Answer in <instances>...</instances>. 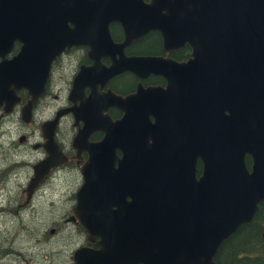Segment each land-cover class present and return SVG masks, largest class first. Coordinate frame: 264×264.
Listing matches in <instances>:
<instances>
[{"label": "water", "instance_id": "water-1", "mask_svg": "<svg viewBox=\"0 0 264 264\" xmlns=\"http://www.w3.org/2000/svg\"><path fill=\"white\" fill-rule=\"evenodd\" d=\"M111 23L123 28L121 45L112 43ZM149 31L161 33L165 50L188 44L192 55L186 63L121 59L110 68V76L138 74L145 63L168 86L114 98L125 116L105 120L103 139L90 146L84 204L72 217L101 247L76 251L75 264H215L219 247L264 206V0H0V107L10 112L20 89L41 94L65 49L121 54ZM15 42L20 52L6 59ZM117 150L124 179L120 189L113 179L112 190ZM54 166L44 162L29 188Z\"/></svg>", "mask_w": 264, "mask_h": 264}, {"label": "flooded vegetation", "instance_id": "flooded-vegetation-1", "mask_svg": "<svg viewBox=\"0 0 264 264\" xmlns=\"http://www.w3.org/2000/svg\"><path fill=\"white\" fill-rule=\"evenodd\" d=\"M109 33L114 45H121L125 41V33L119 23H111ZM164 47L162 35L158 31H149L140 39L131 42L122 49L121 54L115 50L102 51L87 45L72 46L50 63L41 94L34 97L27 90L20 89L15 92L18 101L13 104L10 112L4 110V105L0 107V124L10 122V118L14 117V128L19 131L17 139H13L10 146L15 153L18 151L27 156L26 160L15 161L9 167L12 171L24 168L28 170L26 204L32 207L34 198L43 195L47 186L55 184L65 174L73 178L66 191L58 193L57 201L61 202L58 206L63 211L59 213L62 221H56L46 226L37 236H32L36 246L41 248V251H36L35 256L42 257V261L31 259L18 261L17 264H75L76 251L100 249L101 238L92 235L88 239L89 234L72 218L73 210L79 204H84L80 203L78 196L84 184L83 171L92 158L90 146L103 139L105 133L101 127L105 120L115 123L124 118L126 112L115 104L114 98L126 100L137 95L138 91L166 89L168 86L167 78L160 72H147L150 66L145 63L137 65L138 74L124 70L110 76L109 70L121 59L150 57L186 63L191 58L192 49L188 44L170 50H165ZM20 48L21 44L15 42L6 59L17 56ZM134 101L130 102V107ZM135 106L133 104L132 108ZM147 109L149 110V106L144 107L143 112ZM149 120L151 123L155 122L152 115H149ZM5 132L4 130L2 133ZM50 139L54 143L51 144ZM115 155L114 169L108 176L112 190L116 181L113 179H117L119 183L117 189H120V183L124 179L120 177L118 168L123 153L117 150ZM48 160L55 166L49 169L36 186L29 188V185L38 181L37 175L41 174L43 163ZM202 167V162L198 159L196 178L202 175ZM111 194L112 197L119 195L114 192ZM52 205L55 208L54 202ZM96 205L95 202L91 210L94 206L97 209ZM112 209L118 207L113 206ZM59 236L65 241L68 238L69 246L59 248L58 252L50 255L47 246L49 244L51 248L52 239ZM15 254L25 259L23 254Z\"/></svg>", "mask_w": 264, "mask_h": 264}, {"label": "rangeland", "instance_id": "rangeland-1", "mask_svg": "<svg viewBox=\"0 0 264 264\" xmlns=\"http://www.w3.org/2000/svg\"><path fill=\"white\" fill-rule=\"evenodd\" d=\"M9 121L0 124V264H17L18 261L31 259L42 261V257L35 256L36 251H41V248L36 246L32 236L44 231L46 226L62 221L59 213L63 211L58 206L61 204L57 201L58 193L65 192L73 178L65 174L55 184L47 186L43 195L36 196L32 207L26 204L28 170L24 168L12 171L9 167L15 161L26 160L27 156L18 151L15 153L10 146L11 141L17 139L19 131L14 128V117ZM4 130L6 132L3 134ZM52 202L56 204L55 208ZM67 239L65 241L61 236L52 239L51 248L49 244L47 246L49 254L58 252L64 246L68 247ZM15 253L23 254L25 259Z\"/></svg>", "mask_w": 264, "mask_h": 264}, {"label": "trees", "instance_id": "trees-1", "mask_svg": "<svg viewBox=\"0 0 264 264\" xmlns=\"http://www.w3.org/2000/svg\"><path fill=\"white\" fill-rule=\"evenodd\" d=\"M248 169L251 159L246 157ZM264 206L259 204L251 222L242 225L218 249L215 264H264Z\"/></svg>", "mask_w": 264, "mask_h": 264}]
</instances>
